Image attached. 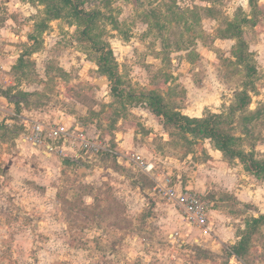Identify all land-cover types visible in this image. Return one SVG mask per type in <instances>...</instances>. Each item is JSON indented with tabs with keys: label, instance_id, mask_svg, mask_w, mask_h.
Instances as JSON below:
<instances>
[{
	"label": "rangeland",
	"instance_id": "rangeland-1",
	"mask_svg": "<svg viewBox=\"0 0 264 264\" xmlns=\"http://www.w3.org/2000/svg\"><path fill=\"white\" fill-rule=\"evenodd\" d=\"M74 2L96 13L87 41L78 39L86 22L59 0H0V28L24 38L0 40V64L20 86L12 99L110 133L131 109H146L155 122L138 129L157 136L154 169L103 159L106 170L87 179L76 172L82 163L49 160L0 123V264H264V224L243 256L231 251L246 222L264 214V180L212 140L157 119L148 99L189 117L220 114L237 149L264 160V0ZM47 6L60 14L39 27ZM158 185L199 194L213 231L188 225Z\"/></svg>",
	"mask_w": 264,
	"mask_h": 264
},
{
	"label": "built area",
	"instance_id": "built-area-1",
	"mask_svg": "<svg viewBox=\"0 0 264 264\" xmlns=\"http://www.w3.org/2000/svg\"><path fill=\"white\" fill-rule=\"evenodd\" d=\"M11 86H14L11 73L0 64V118L8 128H18L17 134L22 142L42 148L48 156L55 155L70 161L78 162L106 154L142 173L148 174L154 169V163L145 160L140 154L120 148L105 136L91 138L83 128L71 121L30 119L16 112L6 105L8 102H13L12 94L6 96L4 93ZM158 187L163 196L180 210L183 220L188 225L200 228L207 234L213 231L206 202L199 194L188 190H177L168 185H158ZM174 238L172 234L171 239Z\"/></svg>",
	"mask_w": 264,
	"mask_h": 264
},
{
	"label": "trees",
	"instance_id": "trees-1",
	"mask_svg": "<svg viewBox=\"0 0 264 264\" xmlns=\"http://www.w3.org/2000/svg\"><path fill=\"white\" fill-rule=\"evenodd\" d=\"M63 6L71 9L72 13L75 16H78L80 19L86 22L83 30L80 31L78 39L80 41L89 40L88 31H90V21H93L96 13H83L78 4L74 0H59ZM256 0H248L251 5L255 4ZM47 5V4H46ZM60 10L58 8L51 9L50 6H47L45 10L46 18L40 21L39 27H45V20L55 19L59 16ZM95 45V44H94ZM94 49L101 52L98 58L99 65L106 70V72L111 76L112 66L108 65L106 54L102 52V46L95 45ZM108 54H112L111 50L107 51ZM241 60V58H240ZM108 66V68H105ZM249 71V76L254 72L252 66H247ZM112 78V76H111ZM111 83V81L109 82ZM112 90H116L117 86H113ZM149 99V108L155 117L165 124H172L182 130L187 132H192L196 136L202 139H210L215 143L216 149L238 158L241 162L245 164V169L250 171L258 179L264 180V160H256L252 156L249 157L246 153L237 149V144L239 138L230 134L223 132L219 128V123L221 122L220 114H210L205 117H189L187 115L181 114L179 112H169L164 109V106L161 102V96L153 95L148 96ZM249 97L247 93H243L242 97L239 98V103L236 105L238 108H243L247 105ZM234 109V107L232 108ZM264 224V214L259 215L258 217H252L249 221L246 222L245 228L242 231V235L236 245H233L231 248L232 254L236 257H241L245 254L250 245L251 237L258 232L261 225Z\"/></svg>",
	"mask_w": 264,
	"mask_h": 264
},
{
	"label": "crops",
	"instance_id": "crops-1",
	"mask_svg": "<svg viewBox=\"0 0 264 264\" xmlns=\"http://www.w3.org/2000/svg\"><path fill=\"white\" fill-rule=\"evenodd\" d=\"M7 28L3 27L0 28V40L1 42L5 41L4 45L6 46H10V44H12L13 42L19 41V39H24L21 38L19 35H16L15 33H9V36H6L7 33ZM12 42V43H10ZM8 71H10V67H7ZM95 82V81H94ZM93 83V82H92ZM15 85V83H14ZM20 87V86H19ZM18 87V88H19ZM98 88H100L99 86H96ZM15 86H11L8 88L7 91H5L4 93L7 95L9 94H13L15 92ZM104 89V88H102ZM97 98V97H96ZM13 101V99H12ZM6 103V101H5ZM6 105H9V107L13 108L16 112H19L23 115H25L26 117L30 118V119H52V120H56V121H71L73 123H75L76 125L80 126L81 128L84 129V131L86 132V134L91 137V138H96L98 136H105L107 138L110 139V141L119 146L120 148H124V149H129L132 150L138 154H140L145 160L152 162L151 158L149 157V145L150 143H153L154 139L157 137L156 134L152 133L149 131V133H143L141 132L140 129H138L139 123H141L142 126L148 128V125H153V123L155 122V118H153L151 115V113L146 110V109H138V108H133V110L129 109L131 113H133V116L130 118H124V119H120L117 124H116V128L115 130L112 131V133L108 132L105 129H97L95 127V124H88L90 122H85L84 120L77 118L75 114H65L61 113L60 115H54V116H49L46 118L44 113H40V112H36L34 111V109L26 107V105L24 104H17L14 101L13 102H8L6 103ZM87 108V107H84ZM147 112V116H149V119L144 121L139 115L144 114ZM146 115V114H145ZM144 121V123H143ZM0 123L3 124V126H5L6 128H8L5 125V122L0 118ZM159 125V124H157ZM11 130L15 131V135H16V141H18L20 144L25 145V146H29L32 149L39 151L43 154V156L49 160L51 159H57L59 161H65V162H69L72 164V162L74 163L75 161H70L69 159H65V158H61L55 155H51L48 156L45 154V152L43 151L42 148L31 145L29 143H24L22 142L17 134L18 128H8ZM166 140V139H165ZM151 151L153 152V154H156L157 150L155 148L151 149ZM157 155V154H156ZM103 159H110L113 160L119 167L124 168V169H129V168H133L132 166H128L125 164L120 163L116 158H112L109 157L106 154H101V155H96V156H92L90 158H85L84 160H80L77 162V164L82 163L81 166H78L76 168V172L77 174H84L86 176L87 179H92L94 177V171H98L99 173H102L106 170V167L102 166L103 163ZM76 163V162H75Z\"/></svg>",
	"mask_w": 264,
	"mask_h": 264
},
{
	"label": "water",
	"instance_id": "water-1",
	"mask_svg": "<svg viewBox=\"0 0 264 264\" xmlns=\"http://www.w3.org/2000/svg\"><path fill=\"white\" fill-rule=\"evenodd\" d=\"M95 83L97 85H100L101 86V85H103V83L108 85L109 84V81L105 79V80H98Z\"/></svg>",
	"mask_w": 264,
	"mask_h": 264
}]
</instances>
